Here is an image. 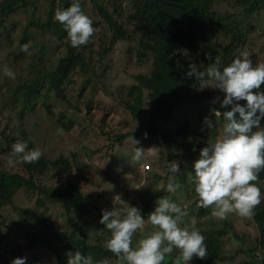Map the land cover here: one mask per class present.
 Listing matches in <instances>:
<instances>
[{"label": "rangeland", "instance_id": "1", "mask_svg": "<svg viewBox=\"0 0 264 264\" xmlns=\"http://www.w3.org/2000/svg\"><path fill=\"white\" fill-rule=\"evenodd\" d=\"M63 1L65 0H33L32 4L20 7L6 17L1 26L0 169L27 176L22 163L12 154V145L17 141H31L36 150L41 151L49 160L66 158L70 162L69 173L64 172L59 180L56 178L57 172L52 170L49 173L51 176L41 178V182L48 189L54 186L63 188L67 182L78 183L81 190L90 197L89 200H95L96 197L94 210L82 218L86 233L90 236L97 232V235L102 233L100 236L105 237L106 227L99 221L102 210H112L114 206H120L114 205V196L120 195L122 201L129 205L131 201L143 205L154 191L165 188L162 196L153 200V205L156 206L155 201L158 198L167 196L188 213L183 218L182 227L194 225L197 229H207L218 235L221 246L217 264H250L253 260L255 264H264V259H258L256 262L254 258L259 232L252 218H243L233 213L229 214L227 219L220 220L211 215L212 208H208L209 214L205 217L201 216L198 196H191V192L186 191L191 190L194 176L192 164L198 158L200 149L222 132L224 122L213 113L220 110L215 106H221L220 101L224 94L213 88L205 79L197 90L198 101L185 103L173 111L165 126L173 134L179 126H183L184 143L172 144L171 151L156 138L141 134L131 135L116 142L114 137L132 131L148 114L150 107V97L145 91L143 111L138 116H132L124 108V102L128 100V88L136 82L134 75L147 74L151 69L148 61L139 62L135 55L138 34L132 30L127 14L135 10L133 2L136 0H99L113 19L124 22V28L132 36L131 39L117 41L112 45L110 25L100 16L90 0H79L82 10L92 19L95 29L88 43L79 47L71 46L62 27L52 25L51 28L41 30L39 26L29 25L32 18L36 19L37 24L38 20L47 21L49 12L55 20L56 9L64 8ZM73 2L74 0L71 4ZM121 2L124 6H121ZM115 7L117 12L113 11ZM214 8L220 13H234V17L242 19L241 27L246 40L235 52L234 58L240 53H248L254 65L264 63V7L248 17H241L242 6L234 0H214ZM23 37H26L25 40H22ZM214 40L217 41L218 51L228 42L227 36L221 37L219 34ZM24 44H29L28 52L20 50ZM41 47H44L45 51L40 67L54 68L69 49L75 48L83 54L86 70L80 65L71 72L62 84L63 97L50 91L47 97L37 99L33 111L25 109L19 113L20 105L11 104V91L17 89L22 82L38 81L35 76L38 65L34 58L37 59ZM5 68L15 73V79L4 75ZM205 117L213 121L215 127L207 129L203 123ZM70 118L73 125L69 129L58 124L63 121L68 125ZM261 126L264 127V120ZM135 140L139 141L137 145ZM136 147L145 150L139 160L133 158ZM151 148L154 149L149 150ZM10 158L17 162L9 165ZM171 161H178L180 166V172L174 177L167 171V163ZM145 164H149L150 168H144ZM169 183L176 185L174 193L168 191ZM259 183L264 187V180L260 179ZM17 192L14 201L36 213L35 235L40 236V239L33 248L23 249L25 240L21 238V229L10 227L7 231L6 226H0L2 234L6 237V245L1 248L0 253H9L8 247H13L20 251L18 256L23 255L27 261L33 258L35 264H57L43 238L53 244V234L61 236L69 231L71 227L67 222L74 212L63 204L66 202H60L58 199H47L44 206L36 207L37 197L40 196L38 189H20ZM261 192L263 197L264 192ZM195 200L197 202L191 203ZM26 216L32 219L30 214ZM144 219V228L132 238L133 247L137 246L139 239L158 230ZM12 221H16V217ZM216 229L223 231L217 234ZM103 240L102 245H105L107 238ZM114 255L108 251L104 259L107 264H120ZM168 258L169 255H166L163 264ZM191 264H195V261L191 260Z\"/></svg>", "mask_w": 264, "mask_h": 264}, {"label": "trees", "instance_id": "2", "mask_svg": "<svg viewBox=\"0 0 264 264\" xmlns=\"http://www.w3.org/2000/svg\"><path fill=\"white\" fill-rule=\"evenodd\" d=\"M71 1H63V9L71 6ZM90 1L112 29L110 45L117 41L131 39L132 36L124 28L123 21L118 22L113 19L111 13L99 0ZM234 1L242 6L241 17L251 16L264 7V0ZM122 2L121 6H124ZM32 3L33 0H0V33L6 17L20 7H26ZM133 7L135 10L128 13L127 18L134 33L138 34L136 59L142 63L148 61L151 69L147 74L134 75L136 82L128 88V100L124 102V108L132 116H138L143 111L145 91L150 97V107L148 108V114L138 122L132 131L117 134L114 138L118 142L131 135L150 136L161 141L166 149L171 151L172 144L184 143V130L183 126H179L177 132L173 134L166 128V121L177 107L185 103L198 101L197 90L202 82L196 81L194 77L188 78L185 75L188 71V65L195 63L198 68L203 69L213 62V60L207 58L208 54H211L213 59L219 57L221 67L230 63L235 52L242 47L246 40V35L241 27L242 19L234 17V13L231 12L220 13L214 8V0H136L133 2ZM113 11L117 12L118 10L115 7ZM52 15L49 12L47 21L40 22L38 20V24L36 19L32 18L29 25L39 26L41 30L47 27L51 28L52 25L63 28L58 21L52 19ZM63 31L67 36L64 28ZM217 34L228 38V42L221 51L217 50L218 44L214 40ZM25 38L23 37L22 40H25ZM44 51V47H41L39 55L36 56L37 59L34 58V60H37L38 65L35 75L38 81L22 82L17 86V89L11 91V104L17 103L20 105L19 113H22L25 109L33 111L37 99L42 96L43 98L47 97V93L50 91H54L55 94L63 97L62 84L68 79L71 72L80 65L86 70L83 54L75 48L69 49L58 60L54 68L40 67L44 60ZM259 91H264V85L261 86ZM239 103L245 105L246 101H240ZM215 108H219L220 111L230 110V107L221 109V106H215ZM219 118L224 122L223 117ZM58 120L60 121V119ZM58 124L64 126L65 129H69L73 125V120L70 118L68 125H65L63 121ZM26 145L27 151L36 150L31 141H27ZM111 146L113 145L111 144ZM22 165L27 176L0 169V226L3 228L6 226L7 231L10 230V227L11 229L20 228L21 238L25 240L22 248H33L40 239V236L35 235L37 230L34 223L37 217L36 213L34 210H27L14 200L17 198V191L20 189H38L40 196L37 197L36 207L44 206L47 199L50 201L51 199H58L60 202H66L63 204L68 210L74 212L67 222V225L71 227L69 231L64 232L61 236L53 234L55 237L53 244L43 238L55 256L56 263L67 264L66 253L69 249L72 252L80 251L85 256L91 255L94 260L103 261L109 251L105 245H102L103 239H108L110 231L106 228L104 238L100 236L102 233L97 235V232L90 236L86 233L84 222H82L84 215L90 214L94 210L93 205L96 203V197H94L95 200H89L90 197L81 190L78 183L67 182L63 188L54 186L51 189L46 188L44 183L42 185L41 178L51 176L49 173L52 170L57 172L56 178L59 180L64 172L69 173L70 162L63 157L49 160L42 154L37 162L22 163ZM181 179L184 181L182 177ZM260 179L264 180V170L259 173V180L256 182L261 191L264 192V187H261L259 183ZM194 187L192 182L191 190H186L188 193L191 192V196H197ZM163 190L165 188L154 191L143 205L131 201L130 206L139 208L142 217L148 220L149 213L155 208L153 200L158 196H162ZM187 197L189 198L188 195ZM261 199L262 202L255 209L252 217L259 232L257 252L254 251L256 262L258 259H264V196ZM196 200L191 203L194 204L197 202ZM27 214H30L32 219L28 218ZM199 214L205 217L209 214L208 208L201 207ZM10 217L12 218L10 219ZM14 217H16V221H12ZM45 225L49 228L46 223ZM198 229L205 236L208 256L203 260L194 257L192 261H195V264H217L216 259L221 246V241L217 238L218 235L216 236L213 231L207 229ZM216 230L217 234L223 231L222 229ZM5 245L6 237L0 229V251ZM8 248L9 253H0V264H11L14 258L23 257V255L18 256L20 251L17 249ZM111 254L113 253L111 252ZM178 255L179 250L174 249L165 264H172ZM114 256L118 258L116 255ZM34 260L33 258L28 261L26 259V264H35ZM250 264H255L254 260Z\"/></svg>", "mask_w": 264, "mask_h": 264}, {"label": "clouds", "instance_id": "3", "mask_svg": "<svg viewBox=\"0 0 264 264\" xmlns=\"http://www.w3.org/2000/svg\"><path fill=\"white\" fill-rule=\"evenodd\" d=\"M54 19L63 26L72 47L87 44L94 35L93 21L82 10L79 0H74L66 9H56ZM28 49L29 44H24L20 50L28 52ZM207 58L213 62L203 69L191 63L185 75L196 81L207 79L213 88L224 94L221 109L230 107V110L214 111L215 117H223L222 132L215 140L207 142L193 161L198 206L212 208L211 215L220 220L233 213L252 218L262 202L261 188L256 182L264 170V127L261 126L264 91H259L264 85V63L254 65L248 53H240L223 67L219 57L213 59L208 54ZM4 75L15 79V73L10 69L5 68ZM240 101H246V104L241 105ZM203 123L207 129L215 127L207 117ZM135 143L137 145L139 141L135 140ZM26 149L27 145L22 141L12 145V154L18 162L34 163L42 156L39 150ZM144 151L136 147L133 158L139 160ZM8 162L13 165L17 161L10 158ZM167 171L174 177L180 172L179 162H168ZM167 189L174 193L176 185L169 183ZM113 201L114 205L120 206L102 210L99 223L110 231L105 247L118 257L120 264H163L166 255L174 249L179 250V255L173 264H190L194 257L207 258L205 236L194 225L181 226L188 213L169 197L155 201L156 206L147 218L158 230L139 239L136 247L132 246V238L144 228L145 219L139 208L122 201L120 195L114 196ZM66 256L67 264H107L106 260H94L80 251H68ZM11 264H26V257L14 258Z\"/></svg>", "mask_w": 264, "mask_h": 264}, {"label": "built area", "instance_id": "4", "mask_svg": "<svg viewBox=\"0 0 264 264\" xmlns=\"http://www.w3.org/2000/svg\"><path fill=\"white\" fill-rule=\"evenodd\" d=\"M144 168L149 169L150 168V165L149 164H145L144 165Z\"/></svg>", "mask_w": 264, "mask_h": 264}]
</instances>
